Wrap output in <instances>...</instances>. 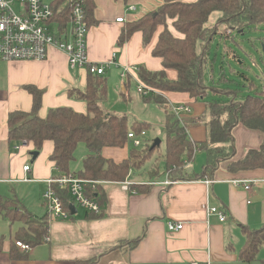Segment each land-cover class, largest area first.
Instances as JSON below:
<instances>
[{
	"label": "crops",
	"instance_id": "0c3cea01",
	"mask_svg": "<svg viewBox=\"0 0 264 264\" xmlns=\"http://www.w3.org/2000/svg\"><path fill=\"white\" fill-rule=\"evenodd\" d=\"M161 1L129 0L124 4L115 0H95L94 15L98 23L87 34V58L91 64L106 65L114 55V64L106 67L102 77L106 79L107 96L108 93L109 96L118 95L121 100L117 103L113 97L114 103L108 106L106 96L107 99L101 103L105 114L127 116L125 110L119 107L128 104L131 98L125 82L138 79L137 72L132 69L143 67L149 72L163 71L162 61L151 55L157 33L148 46H143L139 32H135L120 48L116 43L124 23L155 10ZM130 7H134V11H129ZM120 17L124 19L123 22L116 23ZM125 67L131 69L133 78L129 75L123 83L119 80ZM165 73L170 80L177 77L174 70L165 69ZM86 76L85 68L71 69L65 53L55 48L49 50L44 61L0 62V191L5 194L4 189L11 190V194L0 196L16 198L22 204L18 198L22 197L21 186L26 185L23 187L31 189L40 199L42 214L38 216L45 214L42 203L45 181L54 177L55 173L54 163L49 160L53 146L51 142H44L33 161L31 153L34 146L30 142L20 151L12 152L7 139L6 116L12 111L31 110L32 97L24 89L27 86L43 92L38 112L43 119L52 108L68 107L77 114L85 113L86 103L70 98L67 91L83 90ZM160 94L169 102L168 107L173 108L177 104L194 106L195 99H190L187 94ZM197 126L199 124L194 121L192 130ZM187 132L190 138V130L187 129ZM231 134L236 159L243 157L249 149L259 147L263 141L259 132L239 125ZM199 138L200 135H194V139ZM207 140L208 132L204 134V143L209 142ZM195 154L185 167L186 170L191 168L194 173L200 172L205 162L204 159L200 167L191 165ZM107 159L120 163L126 156L122 161L111 157ZM27 164L30 166L28 176L31 181L22 182L25 176L22 168ZM156 174V171H152L147 180L145 175L137 176L132 172L127 178L130 185L150 186L148 193L123 191L119 183H103L107 203L101 208L102 218L92 220L82 210L84 221L81 223L76 224L75 214L66 221L52 220L48 223L49 243L28 251L25 260L16 261L8 257V241L2 246L0 264H75L82 260H92V264H247L239 261L237 256L245 242L242 227L250 231L264 227V171L254 170L231 176L225 170V163H222L210 180L172 182L167 174L163 180H155L153 176ZM239 179L257 182L245 190L242 186L231 184ZM167 182L171 183L165 185ZM211 207L224 213L225 221L220 222L216 215L208 216L206 210ZM168 222L181 223L182 230L169 231L166 228ZM137 239L136 246L128 247L130 242Z\"/></svg>",
	"mask_w": 264,
	"mask_h": 264
},
{
	"label": "trees",
	"instance_id": "16d2710c",
	"mask_svg": "<svg viewBox=\"0 0 264 264\" xmlns=\"http://www.w3.org/2000/svg\"><path fill=\"white\" fill-rule=\"evenodd\" d=\"M60 28L67 26L71 7L68 0H52ZM76 1V0H71ZM85 15L86 28L90 30L98 21L94 15L95 0H78ZM126 4L129 0H115ZM71 5V3H70ZM221 13L217 23L226 25V36L232 32L244 34L249 28L264 25V0H162L158 8L148 12L134 21L124 23L116 40L120 48L134 35L141 33L143 46H148L157 33L156 44L151 55L162 61L163 71L149 72L143 67L137 68L138 80L148 88L159 93L172 92L187 94L190 99L206 96L210 90L216 95L232 96L227 102L212 101L209 104V135L214 146L204 142H192L182 121L173 113L167 111L165 99L161 94L151 93L143 99L155 100L161 104L165 117V150L163 155L164 171L172 182L210 180L215 177L217 167L225 163V170L231 176L241 173L264 171V95L253 92L246 95L241 102H234L235 94L228 89H216L212 85L213 75H210L211 85L205 84L204 75L207 54L212 39L217 35L218 27L205 26L213 13ZM165 69L176 71L175 80L166 77ZM212 71V70H211ZM87 72L86 84L83 90L70 89L67 95L75 100L86 103L85 113L77 114L68 107L52 108L45 118L38 116L41 108L43 92L38 88L24 87L32 97V108L29 112L12 111L6 116L8 143L11 151L21 141H27L34 146L33 152H40L44 142H51L53 149L49 160L54 163V177L61 178L69 174L78 179L93 182L85 184L87 197L96 200L103 208L106 205V193L103 183H122L134 170H138L151 157L157 147L131 150L122 162L101 156L103 149L108 147L123 148L128 144V134L139 135L148 130L144 122H130L126 115L105 114L101 103L107 96L106 79ZM252 85H249L250 91ZM130 89V80L125 82ZM230 98V97H228ZM236 98V97H235ZM242 126L249 131H257L262 136V143L257 148L249 149L243 157L236 159L232 130ZM82 143L86 146L87 155L83 158L82 168L77 173L69 171L74 160V152ZM144 145V144H143ZM148 148V149H146ZM204 151L205 162L200 172L186 171L187 163L194 158L195 150ZM157 172V170H154ZM134 173V172H133ZM63 209L68 210L71 198L68 188L52 184ZM151 187L147 185H130L129 190L135 193H148ZM71 213V212H70ZM0 217L9 226L18 224L9 240L8 257L21 261L27 258V252H20L14 241L21 242L31 249L39 248L45 243L48 234V218L46 214L35 216L24 204L16 198L5 199L0 196ZM70 217H72L70 215ZM86 217L96 220L102 218V213ZM244 244L238 252V259L247 264H264L258 259L259 250L264 246V227L250 231L242 227ZM139 239L130 242L133 248ZM5 238L0 235V253ZM92 260L77 261L75 264H92Z\"/></svg>",
	"mask_w": 264,
	"mask_h": 264
},
{
	"label": "rangeland",
	"instance_id": "374dc122",
	"mask_svg": "<svg viewBox=\"0 0 264 264\" xmlns=\"http://www.w3.org/2000/svg\"><path fill=\"white\" fill-rule=\"evenodd\" d=\"M137 12H139V10ZM220 15L221 13H213L205 25L208 27L217 26L219 33L212 39L213 41L211 42L209 52L207 54L208 56L205 64L206 72L204 75V82L207 85L210 84V75H213V87L218 90L226 88L229 92H233L236 97H234V102L237 103L241 102L246 95H249L253 92L261 93L262 89L264 88V53L262 52L264 47V25L255 28H249V30H246L244 34L232 32L231 35L226 36L225 34L228 31L226 25L221 22L217 23V19L220 17ZM53 30H55V28H53ZM119 81L121 82V80ZM250 84H253L251 91L249 89ZM136 85L137 82L131 79L129 89L131 98L129 99L128 104L122 105L119 108L121 110H125L124 112H126L129 120H138L149 125L148 130H146L145 136L142 140L144 145L142 144L141 147L135 148L130 143L125 145L123 148L108 147L102 150L101 156L105 159L111 157L116 161H122L125 156L127 157L129 151H141L145 147L152 148L154 141L158 140L160 145L153 150L150 156L151 158L147 160L138 170H134L132 172H134V174L137 176L145 175V179L148 180V176H150L149 173L157 170V174L153 176V178H156L155 180H163L166 177V172L164 171V162L161 156L165 150L164 124L166 114H164L162 107L163 105L161 106V104H158L153 99H150V101L142 99V96L136 92ZM113 95L114 94L109 96L108 93V99L106 98L108 106L114 103L113 97H115L117 103H119V101L121 102L118 95ZM214 100L223 103L233 100V97L224 94H222V96L216 95L209 90L205 97L194 100V106L186 104V106L189 108V112H181L180 116L178 117V119L182 121V124L186 130H190V138L194 142H204V134L208 132L207 141L209 142L205 143L208 147L214 146L210 141V127H208V107L209 104ZM165 103L169 106V102L165 100ZM168 106L167 111L172 113V107ZM179 106L183 105L177 104L176 107ZM194 121H197L199 126L194 127L195 129L192 130L193 128H191V126H193ZM193 134L200 135L199 140L194 139ZM195 153L194 154L196 158L191 163V165L194 164L195 167H200L199 165H201L205 159L204 151L197 149L195 150ZM86 155V146L82 143H79L73 155L74 160L70 163L69 171L72 173L79 172L82 168L83 157ZM190 169L191 168L188 170ZM23 186H21L22 197H19L18 199H20L22 204L29 207L31 210L30 212H32L34 215L38 216L42 214L40 199L38 200L37 194L32 192L31 189L25 188ZM4 190L5 194L0 191V195H9L11 192V190L8 189ZM1 197L5 198L4 196ZM43 211L46 212L45 208ZM76 211L77 213L74 216L77 224L84 221V212L82 209H77ZM17 226L18 224L9 226V223L0 217V235L5 238L4 243H7L10 238H13V232L16 230ZM49 241L50 236L48 232L45 243H49ZM258 256L260 260H264V246L259 250Z\"/></svg>",
	"mask_w": 264,
	"mask_h": 264
},
{
	"label": "built area",
	"instance_id": "2783aa9c",
	"mask_svg": "<svg viewBox=\"0 0 264 264\" xmlns=\"http://www.w3.org/2000/svg\"><path fill=\"white\" fill-rule=\"evenodd\" d=\"M52 2V0H0V62L44 61L48 56L49 50L55 48L65 53L71 69L85 68L90 74L104 76L106 67L114 64L115 57L112 55L113 59L106 65L91 64L89 62L86 44L89 29L86 28L85 15L80 2L78 0H68V4L71 7V16L67 26L62 29L60 28V23L57 22L56 11L53 9ZM128 10L134 11V7H130ZM123 20L120 17L116 20V23H122ZM227 33H230V31H227ZM132 70L137 72L136 68ZM131 73L130 68H123L120 76L121 82L124 83ZM136 82V92L142 97H148L151 93H159L152 88L146 87L138 79ZM262 94L264 95V88L262 89ZM171 112L178 118L181 112H189V110L185 106H179L171 108ZM144 136L145 132L142 131L137 136L134 133H129L127 138L128 142L137 148L142 146ZM27 143V141H21L15 147V152L27 147ZM22 169L25 175L22 182H30L31 179L28 176L30 166L28 164L24 165ZM255 182L257 181L239 179L232 181L231 184L235 187L242 186L245 190H249ZM45 183L46 191L42 195V203L45 205L48 223L52 220L66 221L71 215L69 209H63L59 197L51 189L54 183L61 188H68L71 198L70 205H73L76 210L82 209L85 213L91 215L101 213L102 207L99 203L85 194L84 185H92L93 182L78 179L75 175L69 174L61 178L51 177ZM170 183L167 182L165 185ZM205 183L209 184V182ZM119 184L123 191L129 190L130 183L127 179ZM206 214L208 216L216 215L220 222L226 219L225 214L216 207L208 208ZM182 227L181 223L168 222L166 225V228L171 232H179ZM14 244L22 253L31 250V248L21 242L14 241Z\"/></svg>",
	"mask_w": 264,
	"mask_h": 264
},
{
	"label": "water",
	"instance_id": "95a60500",
	"mask_svg": "<svg viewBox=\"0 0 264 264\" xmlns=\"http://www.w3.org/2000/svg\"><path fill=\"white\" fill-rule=\"evenodd\" d=\"M262 52L264 53V47L262 49ZM159 145H160L159 141L158 140H155L154 141V144L152 145V148L155 147V146H159ZM37 154H38V152H32L31 153V155H32V161L36 158ZM69 210L71 212V215L76 214V209H75V207H73V205H69Z\"/></svg>",
	"mask_w": 264,
	"mask_h": 264
}]
</instances>
